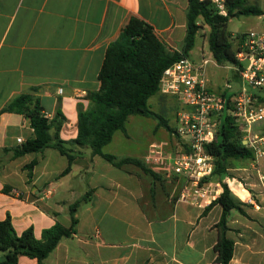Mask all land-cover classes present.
<instances>
[{"label":"crops","instance_id":"obj_1","mask_svg":"<svg viewBox=\"0 0 264 264\" xmlns=\"http://www.w3.org/2000/svg\"><path fill=\"white\" fill-rule=\"evenodd\" d=\"M187 11L188 0H0V221L9 216L18 234L33 228L42 239L56 224L70 228V208L80 202L76 233L62 239L44 264H220L216 226L223 209L210 205L223 192L220 181L210 183L216 192L211 201H186L183 180L155 179L134 164L119 168L77 145H69L78 157L63 174L69 160L58 149L14 156L35 135L25 115L6 110L30 94L49 120L58 110L65 116L62 140L76 139L79 107H90L87 96L100 89L106 51L131 18L151 25L169 50L180 52ZM198 49L197 41L189 57L195 63L204 55ZM233 74L238 85L232 93L242 85L235 68ZM153 98L157 112L150 109L169 125L163 115L171 111L177 117L179 100L161 93ZM161 127L158 120L155 130ZM110 144L104 154L141 160L149 168V148L138 157L121 156L106 151ZM34 161L29 178L26 166ZM263 173L264 156L247 168L230 169L223 180L245 212L232 210L227 219L226 236L234 242L230 264H264ZM18 264L38 261L23 256Z\"/></svg>","mask_w":264,"mask_h":264},{"label":"trees","instance_id":"obj_2","mask_svg":"<svg viewBox=\"0 0 264 264\" xmlns=\"http://www.w3.org/2000/svg\"><path fill=\"white\" fill-rule=\"evenodd\" d=\"M228 16L224 17L210 1L188 0L187 33L181 51L169 50L156 36L154 29L148 23L131 18L122 30L120 37L112 43L105 55L99 73L100 89L88 94L91 105L88 109L81 106L78 111L77 138L66 142L60 138V130L65 122V116L58 110L55 118L49 120L39 99L30 94H24L12 101L7 111L25 115L34 130V139L14 150V156L40 153L48 148L58 149L67 156L69 166L63 174L71 171L78 153L69 145L89 147L93 155H100L114 166L121 168L126 164H134L144 172L157 179L158 174L147 168L141 160L117 157L103 153V148L112 142L117 131L126 134V124L130 116L139 115L159 120L160 125L172 135L174 128L155 114L149 107V100L159 92L160 79L164 71L179 61L182 57H190V52L196 46L197 38L202 26L210 27L209 49L218 65H233L243 67L237 60V53L242 49L245 35L238 37V48L234 49L228 24L234 17L258 16L264 10L256 5H247L245 0H227ZM257 103L264 105V89H251ZM54 129V133H52ZM245 133L236 118L227 113L221 123L217 140L205 146L207 154L214 158V171L206 181L211 183L218 180L222 183L223 192L210 205L218 204L223 213L217 224L219 239L215 245L217 262L230 264L234 254V242L227 238V219L232 210L245 214L242 202H238L223 180L229 175L234 161H254L255 154L246 145ZM172 150L183 151L175 142ZM36 162L26 166L29 178ZM80 202L70 208L71 226L66 228L61 224L44 230L42 239H37L33 228L22 234L15 230L11 218L8 216L0 221V264H18L23 256L36 259L38 264L56 249L59 242L76 233L78 220L76 213Z\"/></svg>","mask_w":264,"mask_h":264},{"label":"built area","instance_id":"obj_3","mask_svg":"<svg viewBox=\"0 0 264 264\" xmlns=\"http://www.w3.org/2000/svg\"><path fill=\"white\" fill-rule=\"evenodd\" d=\"M200 1H210L221 16H228L227 0ZM261 18L264 28V14ZM241 48L237 60L242 66L248 61V66H234L242 82L237 92L211 93L205 76L209 61L204 55L199 63L182 57L168 67L160 79L159 92L177 97L182 106L172 136L183 151L172 150L163 142H154L149 146L145 163L160 176L183 180V200L206 203L216 196L206 181L213 174L214 158L206 153L205 146L217 140L227 113L241 125L246 146L254 152L255 161L264 156V135H251V129L264 121V105L258 104L251 92L252 88L264 89V31H251L245 35ZM231 88L228 83L226 89ZM18 141L22 142L21 139ZM261 180L264 182V173Z\"/></svg>","mask_w":264,"mask_h":264},{"label":"rangeland","instance_id":"obj_4","mask_svg":"<svg viewBox=\"0 0 264 264\" xmlns=\"http://www.w3.org/2000/svg\"><path fill=\"white\" fill-rule=\"evenodd\" d=\"M247 5H256L264 10V0H245ZM263 19L258 16H239L234 17L228 24V32L232 35L231 41L233 48H238V37L247 35L251 31L263 32L262 26ZM202 28L198 34V47L199 51L204 52V57L209 61L205 68V76L208 79V88L214 95H222L224 92L232 93V89L238 85L233 77V65H218L209 49V34L210 27L204 25L202 21H199ZM193 59V57H192ZM230 83L232 89H226V85ZM150 107L157 112V108L154 104V98L149 100ZM176 114L173 112H167L163 116L169 121V125L172 127L176 126ZM158 120L151 117H144L139 115L130 116L126 124V134L118 131L115 133L113 142L107 147L106 151L109 153H116L121 156H133L138 157L145 153L149 145L154 142H163L169 145V139L172 138L170 133L161 127L157 131L156 126ZM251 135H258L259 137L264 135V121L256 124L251 129ZM252 164V161L241 160L234 161L231 163L232 169H243L247 168ZM256 167H259V163H255ZM235 176L239 181L245 183L243 179V172L238 173L235 171Z\"/></svg>","mask_w":264,"mask_h":264},{"label":"water","instance_id":"obj_5","mask_svg":"<svg viewBox=\"0 0 264 264\" xmlns=\"http://www.w3.org/2000/svg\"><path fill=\"white\" fill-rule=\"evenodd\" d=\"M243 66H244V67H247V66H248V61L244 62V63H243ZM243 144L246 145V144H247L246 141H244Z\"/></svg>","mask_w":264,"mask_h":264}]
</instances>
